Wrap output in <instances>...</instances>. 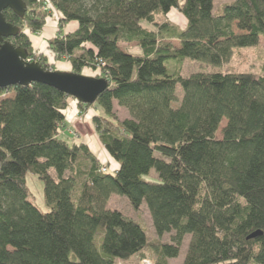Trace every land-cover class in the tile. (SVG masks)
Listing matches in <instances>:
<instances>
[{"label":"trees","instance_id":"1","mask_svg":"<svg viewBox=\"0 0 264 264\" xmlns=\"http://www.w3.org/2000/svg\"><path fill=\"white\" fill-rule=\"evenodd\" d=\"M24 1V15L4 11L20 29L11 42L46 70L66 58L73 72L100 70L109 81L93 121L117 167L59 136L69 95L37 82L0 88V264H118L136 255L169 264L187 236L180 264H264V74L221 70L236 50L260 44L264 0H232L217 14L214 0H50L59 26L78 24L48 40L52 56L36 53L25 28L38 33L53 17L45 0ZM173 8L185 26L166 17ZM187 60L214 70L184 75ZM153 170L156 180L144 177ZM27 172L43 181L49 210L30 200ZM115 193L145 205L170 240L150 242L142 223L106 208Z\"/></svg>","mask_w":264,"mask_h":264},{"label":"rangeland","instance_id":"2","mask_svg":"<svg viewBox=\"0 0 264 264\" xmlns=\"http://www.w3.org/2000/svg\"><path fill=\"white\" fill-rule=\"evenodd\" d=\"M232 0H214V13H222L223 12V7L224 4L230 2ZM44 9V6H43ZM50 15H52L53 20L57 22V15L55 12H49ZM161 17V16H160ZM159 17V18H160ZM166 17H168L169 20L177 23L180 26H185L186 25V19L183 16L182 13H180L176 8L171 9L167 14ZM143 26L147 28H152L153 26L147 23L146 21L141 22ZM49 28L46 30L47 36H51L52 33H57L58 31L63 30L65 25L62 26H57L55 29L54 26H48ZM26 31L29 35H36L38 34L37 32L32 31L29 27H25ZM67 28V27H66ZM65 28V29H66ZM43 30V29H42ZM42 30L39 31L42 32ZM55 30V31H54ZM53 37V36H51ZM40 42V41H39ZM48 41L46 42L47 45ZM44 43H41V45ZM177 45V42H175ZM40 46V44L38 45ZM122 47L127 48L128 51L131 53L139 54L141 53V50L134 45L127 44V43H122ZM41 47V46H40ZM47 51L48 48H47ZM36 53H40V51L36 50ZM51 54V53H50ZM52 56V54H51ZM65 61L69 63L70 68H63L56 60H53L52 68L50 70H58L61 72H73L71 63L69 62L68 59L63 58ZM32 60V59H31ZM36 60V59H34ZM37 61V60H36ZM60 61V60H58ZM212 71L214 68L205 65L204 63L198 62V61H190L187 60L184 62L183 65V74L184 75H189L195 71ZM222 71L224 72H250L254 73L256 75H263L264 74V36L261 38L260 44L255 47H249V48H242L238 49L234 52L233 56L231 59L223 65L221 68ZM82 75H87L91 77H97V78H104L100 76V70L98 71H92L91 69H84L81 72ZM183 89L180 86H177L176 89V94L177 96L181 99L183 96ZM13 95V94H11ZM10 95V96H11ZM72 98V97H71ZM1 99V98H0ZM75 99V98H73ZM72 99V100H73ZM85 106L80 107L78 105L79 113L77 115V121H80L78 125H74L71 123V121L68 122L69 126L67 127V131H70V133L66 132L61 135V138L67 140L69 143L73 142H85L87 143L90 148L98 155H101V159L103 162L106 163L108 161L109 157L102 147L97 132L94 124V116L100 115L102 113L101 109L96 106L95 103L92 104H85L82 103ZM115 113L117 117L120 120H124L126 117H128V113L126 110H124L121 107H115ZM67 123V121L65 122ZM226 121H223L221 124V128L225 125ZM64 127L66 125L64 124ZM220 128V130H221ZM220 130L218 132V137H221ZM103 153V154H102ZM110 171L112 172V168H110ZM147 179H157V173L155 170L151 171L149 175L144 176ZM27 179V185L31 190V196L30 200L36 203L42 210H49V207L46 205L45 201V194H44V183L43 181L35 174L31 172H27L26 175ZM106 208L108 209H118L128 216H131L138 220L142 225L144 226L147 236L149 238L150 242L154 241H161V242H166L170 240V234H165L162 237H159L154 229V226L152 224V219L149 210L145 205H143L140 209L134 208L129 199L122 194H113L108 201ZM190 242V236H187L181 246V252L179 254V257L170 259L169 264H180L184 261L185 256L187 254L188 250V245ZM154 247L148 246L145 250L147 253L148 257L152 260L155 259V254L153 251ZM141 256L136 255L131 258H129L126 261H118V264H140ZM152 264V263H151Z\"/></svg>","mask_w":264,"mask_h":264},{"label":"water","instance_id":"3","mask_svg":"<svg viewBox=\"0 0 264 264\" xmlns=\"http://www.w3.org/2000/svg\"><path fill=\"white\" fill-rule=\"evenodd\" d=\"M7 9L24 15L27 4L24 0H0V88L27 86L37 82L85 104L95 103L99 95L108 89L109 81L106 78L46 70L39 61L31 60L27 49L16 46L10 40L18 35L20 29L6 20L4 11ZM260 234L261 231L254 232L249 238Z\"/></svg>","mask_w":264,"mask_h":264},{"label":"crops","instance_id":"4","mask_svg":"<svg viewBox=\"0 0 264 264\" xmlns=\"http://www.w3.org/2000/svg\"><path fill=\"white\" fill-rule=\"evenodd\" d=\"M56 15H58V14L56 13ZM54 25H55V27H54V29H55L59 24H57V22L54 21L53 18H51V19L48 20V23L43 28L42 32H40V33L38 32V34H36V35H34V34L30 35L34 50H39V51L47 53V54H49V56H51L50 52L47 51L46 42L48 40H50L51 38L55 37L56 35H59V34L65 35L67 32H71V31L76 30L77 27H78V24L76 22H71L69 24H66L65 27L63 28V30L58 31L57 33L53 32L52 35H51L53 37H51V36L48 37L47 34H46L47 33L46 30L49 28L48 26H54ZM41 43H44V44L41 45ZM39 44H40L41 47L38 46ZM57 62L61 66H63V68H65V67L66 68H70L69 63L67 61H65L64 59H62L60 61H57ZM78 113H79L78 104L74 100L71 99L70 102H69V106H68V108H67V110L65 112V122L67 121V123H65L66 127H62V130L59 133L60 137H61L62 134L66 133V132L70 133V131H67V129H68L67 127L69 126V124H68L69 121H71V123L74 124V125H78L79 124L80 121H77ZM99 156L101 157V155H99ZM108 157H109V155H108ZM106 162L111 163L112 167H114V168L117 167V164L112 162L110 157H109L108 161H106Z\"/></svg>","mask_w":264,"mask_h":264},{"label":"built area","instance_id":"5","mask_svg":"<svg viewBox=\"0 0 264 264\" xmlns=\"http://www.w3.org/2000/svg\"><path fill=\"white\" fill-rule=\"evenodd\" d=\"M44 10L47 12H55L57 13V10L52 6V3L50 0H45L44 2ZM103 170H106V168H103ZM140 264H151V261L148 259H144L140 261Z\"/></svg>","mask_w":264,"mask_h":264}]
</instances>
